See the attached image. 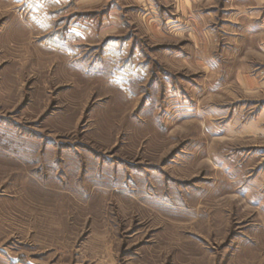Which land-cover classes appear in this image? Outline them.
Returning a JSON list of instances; mask_svg holds the SVG:
<instances>
[{
	"label": "rangeland",
	"instance_id": "rangeland-1",
	"mask_svg": "<svg viewBox=\"0 0 264 264\" xmlns=\"http://www.w3.org/2000/svg\"><path fill=\"white\" fill-rule=\"evenodd\" d=\"M137 2L0 0V264H264V7Z\"/></svg>",
	"mask_w": 264,
	"mask_h": 264
},
{
	"label": "crops",
	"instance_id": "crops-1",
	"mask_svg": "<svg viewBox=\"0 0 264 264\" xmlns=\"http://www.w3.org/2000/svg\"><path fill=\"white\" fill-rule=\"evenodd\" d=\"M20 2L19 6L21 8V14L27 17V20L35 29L47 32L49 34L46 40L48 48L56 51L65 52L64 50L71 49L75 50L73 44L69 41L75 43L79 39L90 40L91 35V22L85 20V18H79L80 13H86L91 11L95 5L99 3H105L108 1V11H107V23L110 16L116 15L120 12L121 7L112 4V0H77L76 5L72 9L74 15L68 22L64 24L66 32H57L59 24H63L61 20V15L63 14L64 6H67L70 0H13ZM139 4V0L137 2ZM249 4L253 5L254 9L257 10L260 7H264V0H249ZM71 14V12H69ZM77 13V14H76ZM92 21V20H91ZM116 22V21H114ZM90 32V33H89ZM64 36V37H63ZM62 40V41H61ZM65 42V43H64Z\"/></svg>",
	"mask_w": 264,
	"mask_h": 264
}]
</instances>
